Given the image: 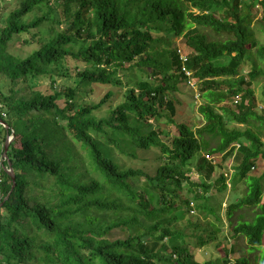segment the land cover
<instances>
[{"label": "trees", "instance_id": "16d2710c", "mask_svg": "<svg viewBox=\"0 0 264 264\" xmlns=\"http://www.w3.org/2000/svg\"><path fill=\"white\" fill-rule=\"evenodd\" d=\"M16 4L0 5V264H228L224 248L200 256L222 233L217 195L239 184L232 237L259 252L236 264H264V171L252 173L264 161V87L251 86L264 77V0ZM183 79L201 96V126L180 118ZM196 154L198 180L186 166ZM230 157L229 182L208 181Z\"/></svg>", "mask_w": 264, "mask_h": 264}, {"label": "rangeland", "instance_id": "374dc122", "mask_svg": "<svg viewBox=\"0 0 264 264\" xmlns=\"http://www.w3.org/2000/svg\"><path fill=\"white\" fill-rule=\"evenodd\" d=\"M0 5H5L6 9H13L17 4L16 0H0ZM196 10V9H192ZM253 19H254V27H257L258 22H259V17L260 13L256 7L253 8ZM62 27V26H60ZM172 47H176L177 44L180 42L181 38L177 36L172 37ZM256 44L257 46L260 44H264V32L257 30L256 31ZM255 48H253L254 51ZM10 50L14 54H19L22 57L26 56L29 52L28 46L25 45H20L17 41H14L10 45ZM254 57L258 58L257 55L254 54ZM249 64L247 63L246 66L241 70V73L239 74L238 78H246L247 77V70L249 69ZM45 76H39V78H35L34 81L37 82L35 87L40 88L41 90H44L46 88V83H45ZM128 82L127 80H123V83ZM156 82V80H155ZM133 84V83H131ZM194 83H189L188 79H183L182 84L180 86L181 93H180V98L182 100V104L180 105L181 107V114L180 118L182 120H186L190 123V125H194L195 127L201 126L204 123V118L202 115L198 112V106L199 104L202 103L201 96H199V92L197 90V86ZM25 82H19L15 85L16 89L24 88L26 87ZM252 88L255 90L256 94L260 96L262 89L264 87V77L258 78L253 85H251ZM107 89V88H106ZM192 91H188L191 90ZM115 93H117L118 89L114 88ZM120 92H123V88H119ZM105 89L102 87H97L96 91L97 93L104 92ZM25 90H22V93L25 94ZM95 100H98V98L94 95L92 96ZM123 99L118 95L113 96L114 103H118ZM107 111H100L98 115H106ZM237 125V124H230V126ZM11 137V136H10ZM9 137V138H10ZM264 139V137L262 138ZM202 154V153H201ZM199 154H196L192 158V161L190 164H187L186 166L192 170L190 172V175L193 179L198 180L202 178L201 176L197 175L196 170L194 169V164L198 159ZM219 160V159H217ZM216 160V161H217ZM231 157L227 158L226 160H223L221 164L213 163L215 165V171L212 174H209L208 176V181L212 182L216 176H218L220 173L226 174L228 176L227 182H229L230 177L232 176V167L231 165ZM215 162V160H214ZM264 171V161L263 159H258L255 168L252 169V173L255 175H259ZM245 188V184H239L237 187V190H231L228 188L226 191V194L224 193L223 195H217L219 199L223 197L221 207H220V214L223 218V227H222V233L219 234V239L218 241L211 242V244L205 246L204 250H201L203 252V255L200 256L201 262L206 260V259H214L217 256L221 255V249L224 248L227 253L228 257V264H236V259L241 256H246L249 260H253L254 253H258V250H255L254 252H249L248 251V246H247V241L244 237H232V231L230 227V222L227 218L226 211H227V206L236 199V197L242 195L243 191ZM213 188L210 190L212 192ZM217 198V199H218ZM219 199L217 201H219ZM238 212H241L244 214L245 218L248 219L253 215V211L251 210H246L242 209L240 211H237L235 214ZM190 219L192 221L196 220L195 215H190ZM230 247H233L234 251H230ZM263 248V247H261ZM253 263V261H252Z\"/></svg>", "mask_w": 264, "mask_h": 264}, {"label": "water", "instance_id": "95a60500", "mask_svg": "<svg viewBox=\"0 0 264 264\" xmlns=\"http://www.w3.org/2000/svg\"><path fill=\"white\" fill-rule=\"evenodd\" d=\"M9 137L10 136H8L7 139H6V141H5L4 154H3L4 157H6V151H7L8 143L13 139V136H11L10 138ZM9 165H10V168H8L7 170L10 172V174L12 175V177H14L10 162H9Z\"/></svg>", "mask_w": 264, "mask_h": 264}]
</instances>
